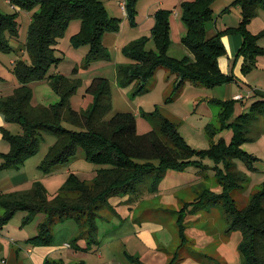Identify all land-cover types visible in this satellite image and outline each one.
<instances>
[{
	"label": "trees",
	"instance_id": "obj_1",
	"mask_svg": "<svg viewBox=\"0 0 264 264\" xmlns=\"http://www.w3.org/2000/svg\"><path fill=\"white\" fill-rule=\"evenodd\" d=\"M216 0H187L183 4V21L187 33L181 43L191 56L175 58L170 50L171 12L158 10L156 23L150 37H143L129 43L124 48L131 63L117 66V78L121 83H137L138 94L148 91L149 83L160 69L177 76L175 92L192 82L210 88L223 86L235 81V74L227 75L220 67V59L227 54L224 37L241 35L243 44L236 57L242 61L241 73L247 76L256 68L257 58L264 56V48L259 41L264 38V30L253 34L249 26L259 15L264 0H236L242 9V20L237 27H229L214 37H209L208 24L214 21L213 5ZM14 6L33 12L26 50L30 61H20L15 72L20 86L11 96L0 100V113L8 123H18L22 135H13L2 129L5 139L11 144V151L0 153L4 159L1 168H15L24 165L37 155L41 148L42 132L55 134L58 139L46 156L41 168L49 173L58 165L69 163L80 149L85 151V159L96 166V177L92 181L81 179L71 173L56 194H51L44 183L37 182L29 191L0 193V208L5 214L0 216V229L7 226L19 211H26L29 223L39 213L47 215L40 225L39 234L27 239L33 247H51L55 240L54 226L67 220L76 221L80 235L71 244L76 250L89 251L99 240V220L101 207L108 205L114 196L122 197L138 193L139 186L146 180L151 182V191L156 192L169 171L184 172L190 167H203L204 159L217 163V177L223 193L217 194L202 187L193 205L194 212L221 202L229 219L228 232L240 231L242 241L240 252L246 264H264V187L254 194L245 208H240L233 192L247 180L236 165V160L253 164L259 160L243 149L246 143L258 137L251 135L252 124L264 115V98L253 103L250 112L235 116L240 101L228 100L217 103L222 107L221 127L232 129L234 136L230 143L221 139L213 142L208 150L198 151L191 147L179 132V126L162 117L159 130L147 134L138 131V120L133 113H118L107 119L112 110V84L107 78H95L87 93L93 102L89 109L77 111L72 107L71 98L82 85V80L74 76L50 74L53 66L62 61L57 56L58 45L73 20L82 21L80 32L74 36L76 47L89 44L91 51L88 62L110 60L109 50L104 45L108 33H120L122 20L112 18L103 0H10ZM141 0H126V14L132 27L138 25V6ZM19 13L0 12V52H12L11 39L19 38ZM153 41L156 49L148 50ZM76 73L78 74L79 71ZM49 80L60 101L50 106H34L31 83ZM157 116L158 111L149 114ZM160 116V115H158ZM68 122L79 128L69 130ZM222 166V168H221ZM146 179V180H145ZM140 182V184H138ZM186 206L179 218L184 234ZM85 238L86 247L80 240ZM128 258V256H127ZM132 261L144 264L140 258ZM176 262V261H175ZM173 262L172 264H175ZM51 264L50 261L46 262ZM63 264V262H56Z\"/></svg>",
	"mask_w": 264,
	"mask_h": 264
},
{
	"label": "rangeland",
	"instance_id": "obj_2",
	"mask_svg": "<svg viewBox=\"0 0 264 264\" xmlns=\"http://www.w3.org/2000/svg\"><path fill=\"white\" fill-rule=\"evenodd\" d=\"M112 18L122 20L120 33L123 35L117 48H110V60H98L88 62L91 51L89 44L76 47L73 38L82 27V21L73 20L64 37L58 45L57 56L62 61L53 66L50 74H62L74 76L82 80V85L71 98L72 107L77 111L89 109L93 102L92 96L87 93L88 87L95 78H108L112 84L113 107L107 116L112 119L118 113H133L138 120V131L147 134L153 130H159L162 125V117H166L179 126V132L187 143L198 151L208 150L213 142L221 139L230 143L234 136L232 129L221 127L220 113L222 107L211 99L227 100V85L210 88L204 84L186 82L181 90L175 92L177 76L170 74L165 69H160L155 78L149 83L146 92L138 94L137 83H121L117 78V66L131 63L126 56L124 48L137 39L150 37V29H146V13L149 0H141L138 6L139 21L141 26L132 27L125 15L122 3L126 0H103ZM187 0H165V5L159 10L171 12V36L173 45L170 54L175 58L184 56L185 46L181 43L187 33V27L183 21V4ZM236 0H216L213 5L214 21L208 24L211 29L215 22L219 23V31L225 26L237 27L242 20V9ZM146 7V9H145ZM264 6L259 9L264 19ZM158 11V10H157ZM0 12L3 14L19 13V38L11 39L12 52H0V100L11 96L20 86V80L15 72L18 62L30 61V55L26 50L29 38V30L32 23L33 12L22 10L10 0H0ZM258 17V16H257ZM256 17V18H257ZM255 18V19H256ZM253 22V21H252ZM258 22L255 23L257 28ZM228 27V28H229ZM259 31H262L261 26ZM252 32V31H251ZM255 34V33H253ZM264 47V39L259 41ZM148 50L156 49L155 43L148 44ZM183 50V51H182ZM76 71L79 73L77 74ZM262 74V73H257ZM259 76V75H258ZM257 85H263V81L256 78ZM238 86V85H235ZM243 86V85H242ZM264 86V85H263ZM33 89L34 106H50L60 101L59 95L53 90L49 80L31 83ZM239 89V88H238ZM209 97V100L206 98ZM205 98V99H204ZM263 100L254 97L245 105H238L237 112L231 122L237 120L242 113L250 112L254 102ZM160 116H151L156 113ZM5 120V119H4ZM64 126L69 130L79 128L68 122ZM2 129H6L13 135H22L23 127L18 123H8L0 127V153L7 154L11 151V144L5 139ZM251 135L258 137L254 142L246 143L243 149L254 155L259 160L250 164L244 160H236L237 168L247 180L243 186L233 192V196L240 208H245L252 196L264 187V115L262 114L252 124ZM41 148L37 155L27 160L24 165L15 168L3 169L4 159L0 157V193L13 191H29L35 183L55 181L48 187L51 194L56 193L69 177L66 170H76L82 179L92 181L96 177V171L84 169L96 168L85 159V151L80 149L77 155L69 163L58 165L51 172H45L41 166L56 144L58 137L55 134L42 132L40 135ZM203 167L192 166L184 172L169 171L160 183L156 192L151 191V182H138L139 192L130 193L122 197L114 196L108 205L101 207L100 215L105 220H99V240L101 243L94 245L87 253L74 254L76 249L71 245L80 235V229L74 220L58 223L54 226L55 240L59 243V236L68 233L67 241L70 247H64L60 252L46 258L51 264L62 262L63 264H138L132 261V257H138L144 264H246L240 252L242 234L240 231L228 232L229 219L221 202L214 203L194 212L191 205L198 199L202 187H207L217 194L223 193V187L216 176L217 163L205 158ZM98 168V167H97ZM222 168V166H221ZM62 179L61 183L58 181ZM14 185V188H9ZM21 185V186H19ZM14 192V191H13ZM190 204L185 211L184 234L179 224L182 210ZM5 210L0 208V216ZM28 213L19 211L10 223L0 229V264L9 260L8 264H34L32 255L28 253L33 246L27 245V239L39 234L40 225L47 215L39 213L29 223H25ZM126 230H128L126 232ZM149 230L155 241L146 240L140 232ZM67 231V232H65ZM116 231L112 237L110 232ZM126 232V233H125ZM139 232V233H138ZM86 244L85 238L80 240ZM57 244V243H56ZM16 248L20 251V257L16 260ZM128 251V258L125 252ZM14 255V256H12ZM12 256V257H11ZM47 262V261H46Z\"/></svg>",
	"mask_w": 264,
	"mask_h": 264
},
{
	"label": "crops",
	"instance_id": "obj_3",
	"mask_svg": "<svg viewBox=\"0 0 264 264\" xmlns=\"http://www.w3.org/2000/svg\"><path fill=\"white\" fill-rule=\"evenodd\" d=\"M121 5H123V3ZM164 5H165V0H149L148 1L146 21L144 23L146 24V29H150V33H151L152 29L154 28L155 23H156L155 14L157 13V10H159V8H161ZM145 9H146V7H145ZM124 12H125V15L127 16L125 10H124ZM263 12H264V10H263ZM138 18H139V15H138ZM256 21H261V22H258L257 25L261 26V28H262L261 30L263 31L264 30V19H263L262 14L260 12H259L258 17L256 19H254L253 22L251 23V25L249 26V29H250V31H252V33L259 34L262 31H259L260 27H258V26H257V28H255L254 25H255ZM141 23H142V21L140 22L138 19V25L136 27L141 26ZM222 25H223V28L221 27L220 30H225L229 27V26H225V23ZM122 26H123V24H122ZM218 26H219V23L215 22V25L213 26V28H211V29L208 28L209 37H214L218 34L216 32V31H219ZM122 35H123V30H122V33H108V34H106L104 37V40H103L106 48L109 51H110V48H112V47L117 48V45L120 42ZM223 40H224V43H225L226 48H227V54H226V56H224L220 59V67L223 70V72L226 73L227 75H230L231 73L235 74V81L231 82L230 84H227L228 93H227V100L226 101L234 100V99H236L237 96H243L244 98L242 100H238V101H240L239 104H242V110L244 112V110H246V108L244 106L248 105L254 97H258V98H262V99L264 98V86H263L264 85V56H259L257 58V65H256V68L252 71V73H250L247 76H243L241 73L242 61L240 60L238 63H236V57H237L239 50L241 49L242 44H243V37L241 35L226 36V37H224ZM183 54H184L183 57L188 56V55L191 56V53L189 52V50L187 48H185ZM171 56L174 57V55H171ZM257 73H262V74H258L259 75L258 76V75H256ZM101 78H104V77H101ZM256 78H258L260 80V83L263 81V85H261V86L257 85V83H255ZM235 85H238V86H235ZM206 100H209V97H207ZM210 101H213L216 104H218L217 103L218 100H216V99H211ZM4 125H5V120H4V117L2 116V114L0 113V127H3ZM84 169H90L92 171H96L97 168L87 167ZM76 170H79V169H76ZM76 170L70 169V170H66V172L68 175H70L71 173H75L77 176L80 177V175L77 174ZM61 180L62 179H60L58 181V183L63 182ZM66 180L67 179H65V181ZM65 181H64V183H65ZM54 182L55 181H47L44 184L48 188ZM19 186H21V185H19ZM9 188H11V189L14 188V185H9ZM13 191H16V189H13ZM13 191L9 190V192H13ZM49 192H50V190H49ZM56 193H54V194H56ZM127 231L128 230H126V232ZM143 231L144 232H140V233L138 232L140 237L142 234L145 237V242H146V240L151 241L152 244H154V246H155L156 245L155 241L152 237V234L149 232V230H143ZM65 232H67V231H65ZM115 234H116V231L110 232L108 237H112ZM67 237H68V233H65L64 236H62V235L59 236V243H58V241L54 242L51 247H40V248L34 247L33 249H29L28 253H30L32 255V259H33L34 264H47L46 261H48V260L46 258L50 257L54 253L60 252L61 249H63L64 247H69L68 245H70L71 243H69L67 241ZM80 246L86 247L87 245H84V243H81ZM15 251L16 252L14 253V255H16V260L18 261V258L20 257L19 256L20 251L17 248ZM75 251L76 252L74 254H71L70 256L79 255V253L81 254L82 252H84V253L88 252V251H82V250H75ZM14 255H12V256H14ZM125 256H128V251L125 252ZM60 261L65 263L64 259H61ZM108 262H110V264H115L113 262V260H108ZM2 263L8 264L9 260L5 259L2 261ZM71 264H73V263H71Z\"/></svg>",
	"mask_w": 264,
	"mask_h": 264
},
{
	"label": "built area",
	"instance_id": "obj_4",
	"mask_svg": "<svg viewBox=\"0 0 264 264\" xmlns=\"http://www.w3.org/2000/svg\"><path fill=\"white\" fill-rule=\"evenodd\" d=\"M123 9L126 11V6H125V3H123L122 5ZM244 97L243 96H237L236 97V100H242ZM70 247V246H69Z\"/></svg>",
	"mask_w": 264,
	"mask_h": 264
}]
</instances>
